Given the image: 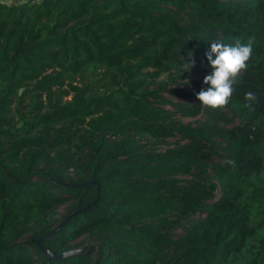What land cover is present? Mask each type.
Wrapping results in <instances>:
<instances>
[{
	"label": "trees",
	"instance_id": "obj_1",
	"mask_svg": "<svg viewBox=\"0 0 264 264\" xmlns=\"http://www.w3.org/2000/svg\"><path fill=\"white\" fill-rule=\"evenodd\" d=\"M220 36L255 37L227 106L166 86ZM0 264H264V0H0Z\"/></svg>",
	"mask_w": 264,
	"mask_h": 264
},
{
	"label": "clouds",
	"instance_id": "obj_2",
	"mask_svg": "<svg viewBox=\"0 0 264 264\" xmlns=\"http://www.w3.org/2000/svg\"><path fill=\"white\" fill-rule=\"evenodd\" d=\"M209 42L210 49L205 56L212 71L203 77V83L208 87L201 89L196 96L203 106L219 109L228 105L234 92V85L248 69V62L254 51L255 37L226 39L220 36L210 39ZM190 66L189 63H185L182 70H188ZM244 98L245 106L248 108H252L258 100L257 95L251 90L244 93ZM225 163L234 164L235 162L226 159Z\"/></svg>",
	"mask_w": 264,
	"mask_h": 264
},
{
	"label": "rangeland",
	"instance_id": "obj_3",
	"mask_svg": "<svg viewBox=\"0 0 264 264\" xmlns=\"http://www.w3.org/2000/svg\"><path fill=\"white\" fill-rule=\"evenodd\" d=\"M190 69H193V72L191 74H187V76H184L182 78H177V81L175 83H168L166 86L174 91L176 93H190L189 95L185 96L189 100H195L196 96L191 94L195 90H201V89H206L207 84L203 83V77L205 76L206 73V67L201 64L198 60L197 57H193L192 61L189 63ZM174 75V74H172ZM163 76L159 75L158 80L163 81ZM172 99H178L180 96L178 94H175L171 97ZM164 108H168L171 110V113L174 115L175 118L180 119L183 122H186L189 125H197L201 123L205 119V113L204 112H199L198 114L194 116H181L178 111H176L175 107L171 104H160ZM219 124H224L226 122L222 120H218ZM227 124V123H226ZM187 139H180L178 136H171L166 138L163 142L158 144L159 149H164L170 146L175 145L176 142L182 143L183 141H186ZM142 141L145 143V140L142 139ZM206 159H203L205 163H207L208 160H217V157L211 155V154H206L205 156ZM180 177H185V175H179ZM64 210V206L61 205L58 207V214L60 215ZM203 214L201 211H195L194 213L183 216V218L180 220V224L170 230V234L172 237H176L179 234L183 232V225H185L189 219L196 218V217H201ZM88 243L87 240H83L82 243H80L79 246L82 244Z\"/></svg>",
	"mask_w": 264,
	"mask_h": 264
},
{
	"label": "water",
	"instance_id": "obj_4",
	"mask_svg": "<svg viewBox=\"0 0 264 264\" xmlns=\"http://www.w3.org/2000/svg\"><path fill=\"white\" fill-rule=\"evenodd\" d=\"M22 87L18 88V91L21 90ZM91 182H94L93 179L90 180ZM62 184H67L66 182L60 181ZM98 196V185L96 184V194H95V198ZM89 204H87L85 207L83 208H77L73 211H71L70 213H68L64 218H62L60 221H58L56 224H54L52 227H50L48 230H46L41 236L35 238V242L38 244L40 250L48 257V258H63V257H68V256H72L75 254H78L80 252H82L87 244H82L81 246L78 247H74V248H68V249H64V250H60L58 252H56L55 250H52L50 248H48L47 246L41 245L39 243V241L42 239L43 236L50 234L51 232H53L54 230H56L57 228H59L62 224H64L67 219L72 215L75 214L77 211H79L80 209H84L88 206Z\"/></svg>",
	"mask_w": 264,
	"mask_h": 264
}]
</instances>
